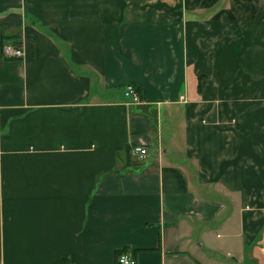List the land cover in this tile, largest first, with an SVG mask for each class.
I'll use <instances>...</instances> for the list:
<instances>
[{"label":"crops","instance_id":"0c3cea01","mask_svg":"<svg viewBox=\"0 0 264 264\" xmlns=\"http://www.w3.org/2000/svg\"><path fill=\"white\" fill-rule=\"evenodd\" d=\"M122 254L264 264V0H0V264Z\"/></svg>","mask_w":264,"mask_h":264},{"label":"built area","instance_id":"2783aa9c","mask_svg":"<svg viewBox=\"0 0 264 264\" xmlns=\"http://www.w3.org/2000/svg\"><path fill=\"white\" fill-rule=\"evenodd\" d=\"M3 55L9 60L22 59L24 57V50L20 45L8 43L4 47ZM125 95L135 103L140 102L139 91L134 85L126 86ZM134 151L140 158H144L148 153L143 147H137ZM119 264H136V260L129 254H122L119 258Z\"/></svg>","mask_w":264,"mask_h":264}]
</instances>
